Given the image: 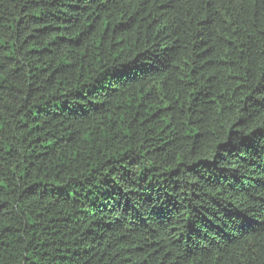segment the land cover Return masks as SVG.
<instances>
[{
	"label": "trees",
	"instance_id": "1",
	"mask_svg": "<svg viewBox=\"0 0 264 264\" xmlns=\"http://www.w3.org/2000/svg\"><path fill=\"white\" fill-rule=\"evenodd\" d=\"M0 264H264V0H0Z\"/></svg>",
	"mask_w": 264,
	"mask_h": 264
}]
</instances>
